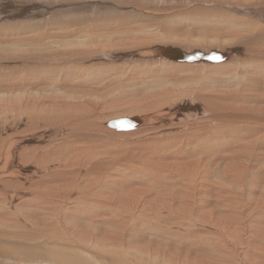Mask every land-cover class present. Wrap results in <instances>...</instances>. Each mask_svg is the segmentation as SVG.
I'll list each match as a JSON object with an SVG mask.
<instances>
[{"label":"bare ground","instance_id":"6f19581e","mask_svg":"<svg viewBox=\"0 0 264 264\" xmlns=\"http://www.w3.org/2000/svg\"><path fill=\"white\" fill-rule=\"evenodd\" d=\"M0 264H264V0H0Z\"/></svg>","mask_w":264,"mask_h":264},{"label":"water","instance_id":"95a60500","mask_svg":"<svg viewBox=\"0 0 264 264\" xmlns=\"http://www.w3.org/2000/svg\"><path fill=\"white\" fill-rule=\"evenodd\" d=\"M117 125L118 124H116L115 126L117 127ZM127 127H129V126H122V127H119L120 129H125V128H127ZM126 130V129H125Z\"/></svg>","mask_w":264,"mask_h":264},{"label":"snow or ice","instance_id":"6c2138e0","mask_svg":"<svg viewBox=\"0 0 264 264\" xmlns=\"http://www.w3.org/2000/svg\"><path fill=\"white\" fill-rule=\"evenodd\" d=\"M212 59H216V60H219V57H212Z\"/></svg>","mask_w":264,"mask_h":264}]
</instances>
